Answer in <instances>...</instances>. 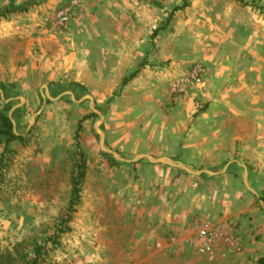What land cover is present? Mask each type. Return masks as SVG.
Wrapping results in <instances>:
<instances>
[{"label": "rangeland", "instance_id": "rangeland-1", "mask_svg": "<svg viewBox=\"0 0 264 264\" xmlns=\"http://www.w3.org/2000/svg\"><path fill=\"white\" fill-rule=\"evenodd\" d=\"M71 1L0 0V264H257L262 235L184 145L208 94H264V0H82L54 28Z\"/></svg>", "mask_w": 264, "mask_h": 264}, {"label": "crops", "instance_id": "crops-1", "mask_svg": "<svg viewBox=\"0 0 264 264\" xmlns=\"http://www.w3.org/2000/svg\"><path fill=\"white\" fill-rule=\"evenodd\" d=\"M242 93L222 89L208 94L212 100L205 122L202 128L193 127L198 133L184 151L192 152L196 162L200 158L198 167L211 175L210 183L224 199L221 210L232 205L238 219L246 216L252 231L262 235L264 250V94Z\"/></svg>", "mask_w": 264, "mask_h": 264}, {"label": "built area", "instance_id": "built-area-1", "mask_svg": "<svg viewBox=\"0 0 264 264\" xmlns=\"http://www.w3.org/2000/svg\"><path fill=\"white\" fill-rule=\"evenodd\" d=\"M82 0H72L69 5L60 8L54 14V18L51 22L52 26L58 30H65L71 22L75 20L79 13V8L81 6ZM202 70L199 67L192 68L187 78L184 80L175 82L172 86L173 93H182L185 88L189 85H198L201 82ZM200 237L206 242L213 241L217 236L212 232H200ZM206 248H208L206 246Z\"/></svg>", "mask_w": 264, "mask_h": 264}, {"label": "trees", "instance_id": "trees-1", "mask_svg": "<svg viewBox=\"0 0 264 264\" xmlns=\"http://www.w3.org/2000/svg\"><path fill=\"white\" fill-rule=\"evenodd\" d=\"M32 4L28 5V6H22L21 11H25L27 9V7L31 6ZM0 18H4V14L0 15ZM136 76V72H134L133 74H131L130 76L126 77L123 81H122V86H125L129 81H131L133 78H135ZM0 122L2 124L3 127H5V131L4 132H0L3 133V136H9V138H7V142L10 141V139H14L13 134H12V126L10 124V121L4 117L3 115H0ZM80 130V127H78V131ZM81 172L78 174V176L74 177L72 180V189H71V198L69 201V209L67 210V218L66 221H69V217L70 214L75 212V207L78 204L79 200H80V186L82 183V180L84 178V163L81 164L80 166ZM67 229L65 230H61V233H64ZM31 264H38L37 263V259L35 258ZM257 264H264V258H260L257 262Z\"/></svg>", "mask_w": 264, "mask_h": 264}, {"label": "water", "instance_id": "water-1", "mask_svg": "<svg viewBox=\"0 0 264 264\" xmlns=\"http://www.w3.org/2000/svg\"><path fill=\"white\" fill-rule=\"evenodd\" d=\"M47 98L49 99V100H51L50 99V97L49 96H47ZM93 112H95V111H93ZM10 120V122H11V124H12V131H13V133L15 132V129H14V124H13V122H12V120L11 119H9ZM33 122V121H32ZM15 134V133H14ZM164 161H166L168 164H170L171 166H173V167H178V166H176V165H174V164H172L171 162H170V160H168V159H164ZM155 162H157V161H155ZM159 162V161H158ZM181 169H183L185 172H187V173H189V174H193V175H197L198 173H192L190 170H188L187 168H184V167H180Z\"/></svg>", "mask_w": 264, "mask_h": 264}]
</instances>
